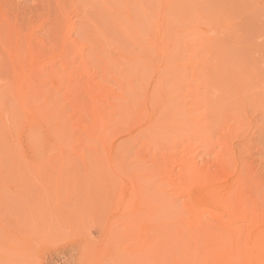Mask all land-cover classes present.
Wrapping results in <instances>:
<instances>
[{"label": "rangeland", "instance_id": "374dc122", "mask_svg": "<svg viewBox=\"0 0 264 264\" xmlns=\"http://www.w3.org/2000/svg\"><path fill=\"white\" fill-rule=\"evenodd\" d=\"M228 153L264 214V0H0V264H222Z\"/></svg>", "mask_w": 264, "mask_h": 264}, {"label": "bare ground", "instance_id": "6f19581e", "mask_svg": "<svg viewBox=\"0 0 264 264\" xmlns=\"http://www.w3.org/2000/svg\"><path fill=\"white\" fill-rule=\"evenodd\" d=\"M189 31V30H188ZM197 97V96H196ZM212 98V97H211ZM225 98V97H224ZM195 100V99H194ZM193 101V100H192ZM198 102V101H197ZM200 104V103H199ZM202 104V103H201ZM199 110V109H198ZM160 126V125H159ZM165 126V125H164ZM229 126V125H228ZM236 127V126H235ZM233 128V126H232ZM231 128V129H232ZM151 130V129H150ZM226 130V129H225ZM179 131V130H178ZM230 130L224 132V137L227 136L226 134H230L229 133ZM234 131V130H233ZM235 133V132H234ZM221 135V136H223ZM229 137V136H228ZM216 138V137H215ZM227 139V138H226ZM220 140V139H218ZM206 142V141H205ZM209 142V141H208ZM208 142H207V146L204 145L205 149L206 147H208ZM212 142V141H211ZM224 145V144H223ZM193 146V145H192ZM188 147V146H187ZM195 147V146H194ZM209 148V147H208ZM204 149V150H205ZM208 151V150H207ZM188 154V153H187ZM229 154V153H228ZM191 157V156H189ZM187 158V157H186ZM192 158V157H191ZM235 156L232 155V153H230L227 156H222L220 158V161L218 163V169H221L224 172V175H226L225 180L221 179L220 176H218L216 173L210 174V168L209 166L206 167V169H203L201 167H197V165H192V170L191 173L193 172L192 175H190V177L194 178L199 185L202 188V192L200 193V195L198 197H192L191 200H187L191 206L194 207V209H196L195 205L199 204L203 199H205L206 197H208V199H210L212 202L217 201V204L220 205V209L218 210L217 208H211L210 210L207 209L206 212H209L213 217L218 218V222H220L222 224H226L224 225L226 229L225 231L230 232L231 236L234 238H237L239 241L236 243L237 245H232L228 251V255L227 257H225V261H222V264H264V232L260 229V226L262 225V223H264V214H262L259 211V207L257 208L256 206L251 207L250 209L248 208V206L246 207V205H243L242 201H241V194H240V189L242 188V185L244 187V183L243 182H239L240 176L237 175V177L233 180H231L232 182L228 185H225L224 183L227 182L228 177L231 175L232 173L230 171L231 166H233V162H235ZM182 159V158H181ZM193 159V158H192ZM183 160V159H182ZM185 160V159H184ZM217 160V159H216ZM186 162V160H185ZM183 162V164L185 163ZM215 162V161H214ZM218 162V161H216ZM181 165V164H180ZM212 165V164H211ZM204 167V166H203ZM213 170V169H212ZM211 170V171H212ZM182 171V170H181ZM188 172V170H187ZM215 172V171H214ZM235 173V172H234ZM221 174V173H220ZM189 177V178H190ZM188 178V179H189ZM239 178V179H238ZM251 178V177H250ZM192 181V179H190ZM194 182V180H193ZM239 183H241V185L237 186V188L233 191V188L235 187V185ZM243 183V184H242ZM197 184V183H195ZM178 185V184H177ZM175 184V186H177ZM179 186V185H178ZM174 187L173 185V189L175 190L173 192V194H176V191H182V189L180 187ZM204 188V191H203ZM184 189V187H183ZM256 189V188H255ZM187 190V189H186ZM189 190V189H188ZM187 190V191H188ZM244 190V189H243ZM233 191V192H232ZM161 193V192H159ZM179 193V192H178ZM242 193V190H241ZM164 194V193H163ZM182 195V194H181ZM171 197V196H170ZM167 198V197H166ZM190 198V197H189ZM247 198V197H246ZM163 199V198H162ZM161 199V201H162ZM246 200V199H245ZM171 201V200H169ZM248 201V200H247ZM246 202V201H244ZM171 203V202H170ZM248 203V202H247ZM246 203V204H247ZM211 204V203H210ZM214 204V203H212ZM216 204V203H215ZM245 204V203H244ZM185 206H188L187 204H184ZM256 205V204H255ZM260 205V204H259ZM190 207V206H188ZM216 207V206H214ZM187 208V207H186ZM210 208V207H209ZM188 209V208H187ZM204 209V208H203ZM184 210V209H183ZM189 210V209H188ZM205 211V209L203 210V212ZM221 211V212H220ZM225 213H229V221L228 219H226L225 221H228L227 223H224V217H226L224 214ZM201 212V211H200ZM199 212V214H200ZM197 213V211L195 212V214ZM202 213V212H201ZM166 214V213H165ZM194 214V215H195ZM198 214V218L199 215ZM181 215V214H180ZM228 215V214H227ZM194 217V216H193ZM195 218V217H194ZM192 218V221H194L195 219ZM196 218V219H198ZM182 219V218H181ZM199 220V219H198ZM197 221V220H196ZM195 221V222H196ZM209 221V220H208ZM242 221V224H240ZM166 222V221H165ZM164 222V223H165ZM238 222H240L238 227H235V224H238ZM210 223V222H209ZM198 224V223H197ZM200 224V223H199ZM208 224V223H206ZM201 225V224H200ZM234 226V227H233ZM220 228V227H219ZM212 233V232H211ZM214 234V233H212ZM216 234V233H215ZM216 236V235H215ZM230 236V235H229ZM214 237V236H213ZM234 238V239H235ZM243 240V242H242ZM236 242V241H235ZM234 242V243H235ZM242 243V244H241ZM240 245L242 246L240 249ZM239 246V247H238ZM243 248V249H242ZM200 250V249H199ZM209 254V253H208ZM217 256V258L223 259L224 256L221 255V252H216V253H210L209 256ZM199 253L198 251L195 253V255L192 257L194 260V263H198L197 259H198ZM206 256V255H205ZM214 256V257H215ZM209 257V258H210ZM189 258V257H188ZM206 259V258H205ZM191 261V259H190ZM238 261V262H237ZM192 262V261H191ZM201 262V261H200ZM193 264V263H192Z\"/></svg>", "mask_w": 264, "mask_h": 264}]
</instances>
